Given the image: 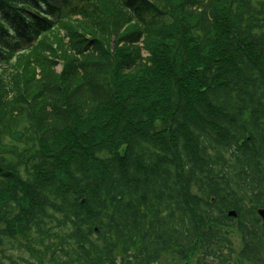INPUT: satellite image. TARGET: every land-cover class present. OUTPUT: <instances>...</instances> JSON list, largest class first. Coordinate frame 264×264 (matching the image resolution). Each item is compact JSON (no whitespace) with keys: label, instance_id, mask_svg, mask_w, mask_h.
Wrapping results in <instances>:
<instances>
[{"label":"trees","instance_id":"16d2710c","mask_svg":"<svg viewBox=\"0 0 264 264\" xmlns=\"http://www.w3.org/2000/svg\"><path fill=\"white\" fill-rule=\"evenodd\" d=\"M262 206L264 0H0V264H264Z\"/></svg>","mask_w":264,"mask_h":264},{"label":"rangeland","instance_id":"374dc122","mask_svg":"<svg viewBox=\"0 0 264 264\" xmlns=\"http://www.w3.org/2000/svg\"><path fill=\"white\" fill-rule=\"evenodd\" d=\"M144 53H145V55H148L146 53V51ZM58 67H59V65H58ZM104 116H105V114L101 111V112H99V113H97L95 115H91V116L87 117L84 121L81 122V126H82L81 130H85L88 126H90L94 122L101 121ZM235 223H236L235 220H231V219L227 220V224H228L227 227H229V229L232 231V236L234 237L235 244H237V246H238V244H240L239 233H238V231L236 229V224ZM224 226H226V225H224ZM7 252H9L13 256L14 259H16V258L19 259L20 258L19 260L21 262H22L21 258H23L25 256L28 257V252L25 249H23V248H18V247L11 248V246H8ZM29 255H30V253H29ZM119 256L123 257L124 254H120ZM163 257L164 258L160 261V263H165L166 260H167V262H168V260H170L165 254L163 255ZM244 264H252V263L247 261Z\"/></svg>","mask_w":264,"mask_h":264},{"label":"water","instance_id":"95a60500","mask_svg":"<svg viewBox=\"0 0 264 264\" xmlns=\"http://www.w3.org/2000/svg\"><path fill=\"white\" fill-rule=\"evenodd\" d=\"M259 212L261 213L262 216H264V207L259 208ZM228 213H229L230 215H236V214H237V212H236L234 209L229 210Z\"/></svg>","mask_w":264,"mask_h":264}]
</instances>
